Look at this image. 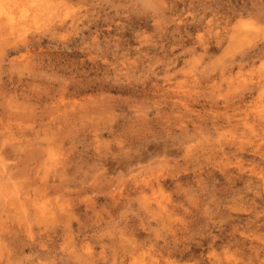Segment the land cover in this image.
I'll list each match as a JSON object with an SVG mask.
<instances>
[{
    "label": "clouds",
    "instance_id": "obj_1",
    "mask_svg": "<svg viewBox=\"0 0 264 264\" xmlns=\"http://www.w3.org/2000/svg\"><path fill=\"white\" fill-rule=\"evenodd\" d=\"M0 264H264V0H0Z\"/></svg>",
    "mask_w": 264,
    "mask_h": 264
}]
</instances>
